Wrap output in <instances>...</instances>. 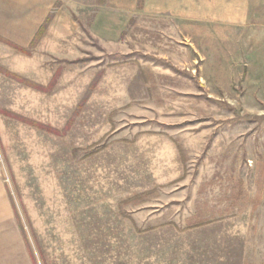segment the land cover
Segmentation results:
<instances>
[{"label":"rangeland","instance_id":"1","mask_svg":"<svg viewBox=\"0 0 264 264\" xmlns=\"http://www.w3.org/2000/svg\"><path fill=\"white\" fill-rule=\"evenodd\" d=\"M142 7L0 38V264H264V0Z\"/></svg>","mask_w":264,"mask_h":264},{"label":"crops","instance_id":"2","mask_svg":"<svg viewBox=\"0 0 264 264\" xmlns=\"http://www.w3.org/2000/svg\"><path fill=\"white\" fill-rule=\"evenodd\" d=\"M57 1L0 0V38L22 47H28L33 39L36 45L45 43L48 35L53 34L54 19L49 24H45V20L53 13ZM142 2V8L146 7L148 0ZM2 45L0 43V49Z\"/></svg>","mask_w":264,"mask_h":264},{"label":"trees","instance_id":"3","mask_svg":"<svg viewBox=\"0 0 264 264\" xmlns=\"http://www.w3.org/2000/svg\"><path fill=\"white\" fill-rule=\"evenodd\" d=\"M141 3H142V0H139V4H140V6H141Z\"/></svg>","mask_w":264,"mask_h":264}]
</instances>
